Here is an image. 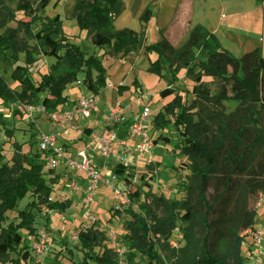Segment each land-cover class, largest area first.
<instances>
[{
    "label": "trees",
    "instance_id": "trees-1",
    "mask_svg": "<svg viewBox=\"0 0 264 264\" xmlns=\"http://www.w3.org/2000/svg\"><path fill=\"white\" fill-rule=\"evenodd\" d=\"M10 1L0 0L1 108L18 116L21 107L42 105L46 116L51 117L69 102L64 93L78 82L81 73L85 74L83 83L89 92L98 96L106 88L107 71L96 58H86L80 46L72 43L63 30L61 15L38 16L54 0H40L38 7L31 0H20L16 11L7 4ZM61 1L56 0L54 7ZM74 1V17L92 44L109 47L113 54L123 53V57L144 48L145 28L141 32L114 29V21L125 10L121 0ZM140 2L136 0V9ZM17 11L29 21H18ZM152 18L153 11L148 7L141 17L144 27ZM12 22L18 23L16 28L10 26ZM36 24L39 28L34 31ZM144 52L157 56L149 72L165 78L166 69L171 76L160 97H174L165 106L172 120L160 114L155 121L161 129L171 124L180 128L179 143L190 161L185 165L192 183L185 188L193 200L190 196L185 200L159 197L156 202L165 211L161 218L139 204L138 214L130 212L133 220L123 239L127 252L122 256L107 245V235L99 225L81 231L79 244L85 257L79 264H244L245 233L256 221L250 202L264 193V39L263 47L237 58L223 48L214 33L199 24L182 46L174 47L163 37L145 47ZM36 54L56 59L48 72L40 74L39 82L31 76ZM182 70L195 83L188 92L193 97L188 104L179 90ZM227 103H233L234 109L229 111ZM3 117L1 113L0 125L11 138L14 130ZM46 167L40 151L25 152L15 142L14 155L8 161L0 147V264H40L25 243L38 235L34 212L41 211L42 206L53 208L58 176ZM127 171L128 166L120 163L115 175L122 178ZM28 196L32 200L19 210L20 202ZM144 196L141 190L128 195L138 203ZM72 204L66 201L59 208L66 210ZM9 212L18 213L17 221L7 222ZM176 230L181 231L184 242L179 248L170 240Z\"/></svg>",
    "mask_w": 264,
    "mask_h": 264
},
{
    "label": "rangeland",
    "instance_id": "rangeland-1",
    "mask_svg": "<svg viewBox=\"0 0 264 264\" xmlns=\"http://www.w3.org/2000/svg\"><path fill=\"white\" fill-rule=\"evenodd\" d=\"M19 1L11 0L7 4L16 11ZM31 1L35 7L39 6L40 0ZM55 1L49 5L45 13H39L38 16L43 18L61 15L65 34L69 36L72 43L80 46L82 51L86 53V58L94 57L102 64L107 71L108 79L106 88L102 89L100 94L96 96L85 87L83 83L85 74L81 73L78 76V82L68 86L65 91L66 95H70V99L73 101L67 105L66 109H72L83 97L93 95L100 102L97 109H102V118L105 116H103L104 108L106 109V106L116 102L117 98L119 99L117 90L120 86H122L121 96L125 95L122 98L123 103L116 102V104H120V108L124 112H122L121 121L114 129L121 127L120 131L125 130L126 135L121 137L118 134L120 138L114 144L115 153L111 160L104 161L99 157L100 164L103 165L99 167L103 170L106 183L95 194L94 203L86 210L84 208L86 199L83 194L84 191H80L82 194L77 196L76 194L71 196L69 194L70 184L61 180L55 186L56 195H52L53 208L47 210L42 206L41 211L34 212L37 214L38 235L36 238H28L25 243L40 264H79L83 262L85 257V251L79 244V234L83 227L99 225L100 230L107 235V245L119 254H124L127 252V248L123 239L129 234L131 229L129 224L133 220L130 212L138 214L140 212L139 204L145 205L161 218L165 215V211L156 202L159 197L163 196L167 200H185L190 196L193 200L192 195L185 188L191 186L192 183L191 172L185 165L190 164V161L182 154V144L179 143L181 140L180 128L171 124L167 129H161L155 121L160 114L164 118L172 120V117L165 113V106L174 97L171 96L167 99L160 97V92L167 88L171 76L166 69L163 70L165 78H160L149 72L150 63L154 62L157 56L145 54V47L161 41L160 36L165 37L164 34L167 33L172 38L173 46L178 48L184 43L180 39L184 35H181L179 30L188 26L189 23L194 24L193 28L197 24H201L210 32H218L216 36L221 41L223 48L231 52L234 57L241 58L249 51L263 47L264 3L256 4L253 0H190L191 8L189 10V7L178 5V1L173 6H161L160 0H140V8L136 9V0H121L125 10L114 21V29L116 31L131 29L141 32L145 28L144 48L138 53L123 57V53L113 54L109 47L100 48L92 44L87 37V32L80 29L74 17V0H63L57 7H54ZM163 2L164 4L170 3L169 0H163ZM148 7L153 11V18L144 27L141 17ZM187 14L188 17L185 16ZM16 17L18 21H29L23 12L17 11ZM17 25V22L10 23V26L14 28ZM176 26H179V30ZM38 28L39 24H36L33 29L37 31ZM29 44L33 45L32 42ZM34 58L37 61L31 68V76L34 81L39 82L40 74L48 72L56 59L45 58L37 54ZM24 59L25 57L22 55V64ZM94 76H97V71L94 72ZM210 80V78H205L206 82H210ZM134 81H136L135 84H133ZM180 81L179 90L182 92L184 101L188 104L193 100L188 92H191L195 83L186 70L181 71ZM9 82L12 86H16L13 81L9 80ZM44 97L46 95H41V98ZM226 106L229 111L235 107L233 103H227ZM146 108H149L150 113V117L147 119V123H150V130H148L151 135L150 142L154 144L155 148L152 157L145 155L141 159H135L136 155L127 146L122 147L121 141H125L127 144L131 143V128L138 123ZM27 109L28 106L21 107L20 115L14 116L0 106V114H4L3 120L9 124V129L14 130V136L7 137L4 133V127L0 125V147L4 149L8 161L14 155L15 142L25 152H39L38 144L41 132H48V123L51 122L50 124H52L53 122L52 118L47 117L44 112L33 114L31 119ZM101 120L103 123V118ZM148 124L147 126H149ZM105 125L106 122L101 125L97 123L96 127L92 129L96 130L98 134H103L106 129L104 128ZM108 128L112 131L111 127ZM126 130L128 131L126 132ZM111 131L107 130L105 135L109 136ZM97 137L100 138L101 136ZM121 156H124L125 159H121ZM128 158L135 161L131 163ZM120 163L128 166V171L122 178L115 175V169ZM52 171L55 172V170ZM60 172H66L68 183L74 182L78 186L81 181V184L85 183L82 176L70 172L67 168L65 171L60 170ZM139 190L146 194L140 203L130 200L128 195L135 194ZM116 192H119L121 197ZM58 196H63L65 201L56 200ZM72 199L74 202L69 209L62 210L59 208L60 203L72 201ZM31 200L29 196L22 200L19 210L24 209ZM255 200L256 197L250 202L253 209ZM6 218L7 222L17 221L18 213L9 212ZM23 234L25 233L23 232ZM182 238L181 231H174L170 238L172 245L181 247L184 243ZM97 251L96 248L95 252ZM243 251L242 249V256L244 255ZM142 258L146 260L145 256ZM262 263L264 264V262ZM154 264L161 263L155 262Z\"/></svg>",
    "mask_w": 264,
    "mask_h": 264
},
{
    "label": "built area",
    "instance_id": "built-area-1",
    "mask_svg": "<svg viewBox=\"0 0 264 264\" xmlns=\"http://www.w3.org/2000/svg\"><path fill=\"white\" fill-rule=\"evenodd\" d=\"M99 105L98 98L93 95L83 97L77 105L69 110H60L51 116L52 123L57 129H65L69 124L77 119H87L92 116ZM119 104L109 105L107 107V122L108 126L115 128L121 121L122 108ZM30 113V118H33V114L37 112H44V106L37 107L28 106L27 109ZM150 117L149 108L144 109L138 123L134 124L131 128L132 140L130 144L125 141H121V146H127L135 155V159H141L145 155L152 157L154 151V144L150 142V124L147 123V119ZM147 124L149 126H147ZM119 141L116 129L112 131L109 136L96 138V146L93 148H84L79 150L76 154H70L66 148L61 145L58 138L50 132H41V137L38 144V150L44 155L46 162V170H57L61 166H65L72 173H80L84 176L86 181V199L84 202V208L87 210L94 203L95 194L98 190L105 185L106 180L104 178L103 170L97 165L96 152H99L102 160H111L114 156V144ZM121 159H125L121 156ZM128 161L133 163L135 160L128 158ZM124 162V161H123ZM49 179V177H48ZM76 183H70L69 194L72 196L78 191ZM121 197L119 192H116ZM53 195H56L55 193ZM70 196V197H71ZM58 200H64V197L58 196ZM53 201V198H52ZM254 210L256 212L255 224L246 231V241L243 248H247V256L245 263L247 264H263L259 260V254L255 251L251 252L250 248H259L264 242V193L258 195L254 202ZM91 227V226H90ZM90 227H83L82 231L89 229ZM40 234V233H39ZM118 253V252H117ZM119 254V253H118ZM122 256L123 254H119Z\"/></svg>",
    "mask_w": 264,
    "mask_h": 264
},
{
    "label": "crops",
    "instance_id": "crops-1",
    "mask_svg": "<svg viewBox=\"0 0 264 264\" xmlns=\"http://www.w3.org/2000/svg\"><path fill=\"white\" fill-rule=\"evenodd\" d=\"M170 1V3L169 4H164V2H163V0L161 1H159L160 2V5L161 6H165V5H169V6H173V4L175 5V3L178 1V5H181V6H184V7H189V10H190V4H189V1L190 0H169ZM254 1V0H253ZM255 2V1H254ZM256 3V2H255ZM176 4V5H177ZM257 4V3H256ZM186 11H187V9H186ZM186 17H188V14L187 15H185ZM186 19H188V18H186ZM187 21H189V20H187ZM151 22V21H150ZM193 25L194 24H191V23H189L188 24V26H184V28H181L180 30H179V26H176L177 28H178V30L180 31V33H181V35H184V37H180V39L181 40H183L182 42H184L185 40H186V38L188 37V34H189V32L192 30V28H193ZM197 25H199V24H197ZM201 25V24H200ZM203 26V25H202ZM164 29V28H163ZM212 33H214L215 35H217V33L218 32H212ZM180 35V36H181ZM164 36H165V38H167L170 42H171V40H172V38L167 34V33H165L164 34ZM160 38L162 39L163 37H161L160 36ZM160 39V40H161ZM178 39V38H177ZM171 44H172V42H171ZM173 45V44H172ZM134 82H136V81H134ZM133 84H135V83H133ZM143 85V84H142ZM143 88V87H142ZM143 90H144V88H143ZM117 92H118V90H117ZM144 93H145V91H144ZM65 94V96H68L69 97V101L70 102H68L66 105H64V106H61V107H59V109L58 110H63L64 108L66 109V107H67V105H69V104H71V103H73V101L70 99V95H66V92L64 93ZM122 95V93L120 94L119 92H118V96H119V99L117 98L116 99V102H119L120 104L121 103H123L122 102V98L125 96V95H123V96H121ZM135 96H136V94L133 96V100L135 99ZM144 98H145V95H144ZM99 101V100H98ZM116 102H114V103H112V104H110V105H113V104H116ZM167 103V102H166ZM99 104H100V102H99ZM119 104V105H120ZM109 106V105H108ZM108 106H106V109L104 108V110H105V113H103V116L104 117H102L103 118V123H105L106 122V125H105V127L104 128H106L104 131H105V133L107 132V130H109V131H111L108 127V122H107V107ZM126 111V110H125ZM123 112H124V110H123ZM101 115H102V109L100 110H98V109H96V111L92 114V116L90 117V118H87V119H77V120H75V121H73V122H71L70 124H69V126H67L65 129H57V128H55V126L53 125V123L52 124H50V123H48L49 124V127H48V132H50L51 134H54L57 138H58V141H59V143L61 144V145H63L65 148H66V150H67V152L68 153H70V154H76L79 150H82V149H84V148H92V151H93V148L96 146V138H98L97 136H101V137H105L106 135H105V133H103V134H98V132L96 131V130H94V129H92L93 127H96L95 125L97 124V123H100V125L101 124H103L102 123V118H101ZM126 123V122H125ZM150 124V123H149ZM103 128V129H104ZM112 129V131H114V129L113 128H111ZM120 129H121V127H119V128H117L116 129V132H117V136H118V134L122 137V136H125L126 135V133H124L125 132V130H122V131H120ZM111 131V132H112ZM128 130H126V132H127ZM101 132H102V130H101ZM100 133V132H99ZM119 137V136H118ZM120 138V137H119ZM96 155H97V159H96V163H97V165L98 166H103L102 165V163L100 164V158L99 157H101L100 156V154H99V152H96ZM135 165V164H134ZM65 168H67V167H65V166H61V167H59L58 169H57V171L55 170V176H58V184L60 183V181L62 180V181H65L66 182V184H70V183H72V182H69L68 183V181H67V174H66V172H60V170L61 171H65ZM68 169V168H67ZM70 171V170H69ZM77 174H79L80 176H82L83 178H84V176L82 175V174H80V173H77ZM72 177V176H71ZM49 178H50V176H49ZM67 178V179H66ZM84 181H85V178H84ZM82 182V181H81ZM81 182H80V184H79V186H78V191L75 193L76 194V196L77 195H79V194H82L80 191H84L83 192V194H84V196H86V194H87V189H86V181H85V183L84 184H81ZM56 186V185H55ZM75 196V197H76ZM53 198V197H52ZM58 198H56V200H57ZM72 202H74V199H72ZM77 206V205H76ZM246 247L245 248H243V256H244V258H248V256L246 255L247 254V252H246ZM250 250H251V252H253V251H255V253H259V260L261 261V262H264V242H263V244H262V246L261 247H259V248H257V249H255V248H250ZM247 263H248V260H247ZM247 263H244V264H247Z\"/></svg>",
    "mask_w": 264,
    "mask_h": 264
}]
</instances>
